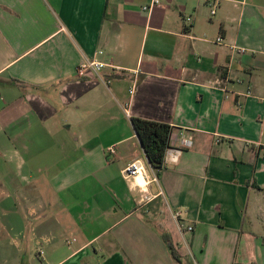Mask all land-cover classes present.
<instances>
[{
	"label": "crops",
	"instance_id": "crops-1",
	"mask_svg": "<svg viewBox=\"0 0 264 264\" xmlns=\"http://www.w3.org/2000/svg\"><path fill=\"white\" fill-rule=\"evenodd\" d=\"M151 1L0 0V264H264V0Z\"/></svg>",
	"mask_w": 264,
	"mask_h": 264
},
{
	"label": "trees",
	"instance_id": "trees-1",
	"mask_svg": "<svg viewBox=\"0 0 264 264\" xmlns=\"http://www.w3.org/2000/svg\"><path fill=\"white\" fill-rule=\"evenodd\" d=\"M131 121L151 167L157 177H160L164 168L163 163L166 151L173 142V128L165 123L140 118H132ZM162 239L172 257L178 264H182L169 232H162Z\"/></svg>",
	"mask_w": 264,
	"mask_h": 264
},
{
	"label": "built area",
	"instance_id": "built-area-1",
	"mask_svg": "<svg viewBox=\"0 0 264 264\" xmlns=\"http://www.w3.org/2000/svg\"><path fill=\"white\" fill-rule=\"evenodd\" d=\"M160 4L159 0H152L147 6L144 7V10H151L153 7H156ZM212 4V3H211ZM215 12L213 11V14ZM187 23L190 24L191 19L188 18ZM218 41H221V38L218 39ZM103 52L100 51L99 54H102ZM106 66L103 62L93 60V61H88L82 64L79 69L78 73L83 75L87 72L92 71L97 77H99L102 81L103 78L100 75L102 72V69ZM182 143L184 147H191L192 146V141L189 140L188 138H184L182 140ZM113 152V150L111 149ZM184 150L183 148H176V147H169L166 151L165 157H164V166L168 164H177L183 154ZM124 175L127 179L135 178L139 175L146 176V166L143 160L141 159H136L132 163L127 166V168L124 170ZM173 218L178 222L179 227L181 230L185 228V226L182 225L181 219H182V213L180 211H174L173 212ZM188 231L192 230V227L187 228Z\"/></svg>",
	"mask_w": 264,
	"mask_h": 264
},
{
	"label": "rangeland",
	"instance_id": "rangeland-1",
	"mask_svg": "<svg viewBox=\"0 0 264 264\" xmlns=\"http://www.w3.org/2000/svg\"><path fill=\"white\" fill-rule=\"evenodd\" d=\"M163 226L175 238L174 239L175 246H176L177 250H179V252H181V254L183 256L184 264H187L185 256L183 255V253H186L188 250V246H187L186 242L181 237H178L177 234L175 235V232L173 231V229L171 228L169 223L163 224Z\"/></svg>",
	"mask_w": 264,
	"mask_h": 264
},
{
	"label": "bare ground",
	"instance_id": "bare-ground-1",
	"mask_svg": "<svg viewBox=\"0 0 264 264\" xmlns=\"http://www.w3.org/2000/svg\"><path fill=\"white\" fill-rule=\"evenodd\" d=\"M143 176V175H142ZM142 184H144V181H143V179H142V177H139V179H138ZM136 181H137V179H136ZM140 184V183H139ZM145 185V184H144ZM143 186V185H142Z\"/></svg>",
	"mask_w": 264,
	"mask_h": 264
},
{
	"label": "water",
	"instance_id": "water-1",
	"mask_svg": "<svg viewBox=\"0 0 264 264\" xmlns=\"http://www.w3.org/2000/svg\"><path fill=\"white\" fill-rule=\"evenodd\" d=\"M138 136V135H137ZM141 142V141H140ZM141 145H142V143H141ZM143 147V146H142ZM148 160V159H147ZM149 162V161H148ZM150 164V163H149Z\"/></svg>",
	"mask_w": 264,
	"mask_h": 264
}]
</instances>
